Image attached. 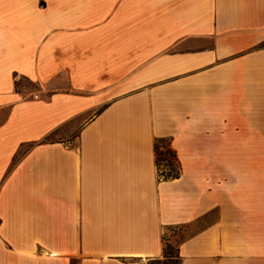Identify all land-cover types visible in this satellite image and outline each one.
<instances>
[{
  "label": "crops",
  "instance_id": "1",
  "mask_svg": "<svg viewBox=\"0 0 264 264\" xmlns=\"http://www.w3.org/2000/svg\"><path fill=\"white\" fill-rule=\"evenodd\" d=\"M263 117L264 0H0V264H264Z\"/></svg>",
  "mask_w": 264,
  "mask_h": 264
},
{
  "label": "rangeland",
  "instance_id": "2",
  "mask_svg": "<svg viewBox=\"0 0 264 264\" xmlns=\"http://www.w3.org/2000/svg\"><path fill=\"white\" fill-rule=\"evenodd\" d=\"M17 86L22 89L25 95L29 92H34L37 89V85L34 83H30L26 80L20 79L17 83ZM37 94V93H36ZM38 95V94H37ZM41 95H46L41 94ZM263 124H264V117H263ZM61 135V133H57L56 135L52 136V138L56 139ZM158 156H157V166L159 169V173L166 177L167 173H171V169L173 168L174 171L176 170V159L173 158L168 152L169 141L165 139H159L156 142ZM191 226L183 225L178 227H169L165 231L164 236V253L163 257L161 258L160 264H178V260L175 258L176 256V249L178 243L185 238L191 231ZM166 255L167 257H165ZM170 255V257L168 256Z\"/></svg>",
  "mask_w": 264,
  "mask_h": 264
},
{
  "label": "trees",
  "instance_id": "3",
  "mask_svg": "<svg viewBox=\"0 0 264 264\" xmlns=\"http://www.w3.org/2000/svg\"><path fill=\"white\" fill-rule=\"evenodd\" d=\"M47 140H51V138L49 137V138H47ZM166 141V140H165ZM168 152H169V154L171 155V156H173V158L175 159V154H174V152H173V150L170 148V146L168 147ZM158 150H157V145L155 144V156H156V161H157V156H158ZM171 173H167V175H166V177L167 178H171V177H175V176H177V172L176 171H174V169L172 168L171 169V171H170ZM164 248H165V246H164ZM164 248H163V253H164ZM165 257H167L166 255H164ZM169 257H170V255H168ZM175 258L178 260V264H179V261H180V259H179V255H178V252H177V249H176V256H175ZM155 264H160V262H157V263H155Z\"/></svg>",
  "mask_w": 264,
  "mask_h": 264
}]
</instances>
